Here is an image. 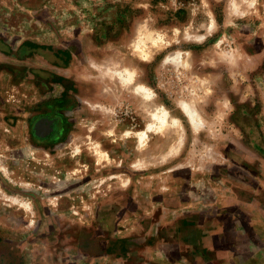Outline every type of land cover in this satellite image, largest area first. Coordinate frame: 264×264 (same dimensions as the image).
I'll list each match as a JSON object with an SVG mask.
<instances>
[{
	"label": "rangeland",
	"instance_id": "374dc122",
	"mask_svg": "<svg viewBox=\"0 0 264 264\" xmlns=\"http://www.w3.org/2000/svg\"><path fill=\"white\" fill-rule=\"evenodd\" d=\"M47 23L67 41L35 46L10 27ZM61 50L71 58L54 61ZM163 109L167 125L139 141ZM40 117L54 131L38 138ZM262 195L264 0H0L3 264H91L122 216L152 234L164 197L197 205L215 257L220 219L258 213Z\"/></svg>",
	"mask_w": 264,
	"mask_h": 264
},
{
	"label": "crops",
	"instance_id": "0c3cea01",
	"mask_svg": "<svg viewBox=\"0 0 264 264\" xmlns=\"http://www.w3.org/2000/svg\"><path fill=\"white\" fill-rule=\"evenodd\" d=\"M17 11L20 12L18 9L11 8L6 14L20 16ZM25 12H28L26 14L29 15L33 14L30 10ZM29 25L33 24L29 22L25 26L32 29ZM10 27L13 34L21 35L35 46L57 47L67 41L65 40L67 36L60 37L58 34L59 27L49 23L39 25V28L44 32L41 35H37L35 32L20 33L14 26ZM17 27L21 28V25H17ZM70 28L72 29L67 30L73 35V32L77 30V26L73 25ZM82 31L83 29H80V32ZM30 33L35 35V39L29 36ZM24 34L27 35L24 36ZM61 51L53 55L54 61L59 62L61 57L66 56L71 58V53ZM180 188H182L181 185ZM258 203V213H255L256 210L250 211L246 215L247 219L243 215L225 216L223 221L222 218L220 219L221 225L226 224L227 228L229 223L230 227L228 231L225 229V233L224 230H220V245L214 248L218 252L217 256L213 257L211 256L213 249L211 245L213 239L217 237L209 227L211 222L207 221L206 224L204 221L205 231L202 234H200L201 232L198 233L197 205L192 204L190 200L185 202L181 199L170 203L164 197L161 199V204L156 207L157 209L160 207L161 210L157 211V225L155 231L152 234L150 233L151 235L147 234V230L139 235L135 232L138 229L141 230V228H137L138 223H133L129 216H122L115 222L110 233H113L114 237L111 238H113L114 243L112 248L108 249L107 257L103 256L105 254H99L101 256H94L93 254L91 264H264V198ZM220 207L226 210L236 208V210L244 211L245 209L243 201L228 198L221 201ZM200 208H211V204H204ZM158 218L160 219L158 220ZM149 219L151 220L152 216ZM118 230L119 233H117ZM200 245H203V247L199 248ZM197 254L205 255L202 256L203 259L196 260ZM0 264H3L1 259Z\"/></svg>",
	"mask_w": 264,
	"mask_h": 264
},
{
	"label": "bare ground",
	"instance_id": "6f19581e",
	"mask_svg": "<svg viewBox=\"0 0 264 264\" xmlns=\"http://www.w3.org/2000/svg\"><path fill=\"white\" fill-rule=\"evenodd\" d=\"M122 81H124V82H126L127 80H129V77L128 78H126L124 75H123V77H122V79H121ZM124 84V83H123ZM139 87V86H138ZM139 90H141V91H145L146 89H144L143 87H139ZM146 95H149V94H147V93H145ZM150 96V95H149ZM186 109V108H185ZM161 110V109H160ZM158 112V111H157ZM186 114L188 115V117L190 118L189 119V121L193 124V125H196V123H198V121H196V118H195V116H194V111H191V110H189V111H187L186 110ZM152 118L155 120V126H153L152 124H150V123H148V125L146 126V129L145 130H143V131H140V132H138L137 133V136H138V138H139V141H141L142 143H143V141L146 139V137H147V132L148 131H151V129L153 128V127H155L156 128V130L157 131H159V130H161V128H163V127H165L166 125H167V123H168V118H169V115H168V112L166 111V110H162V111H160L159 113H152ZM173 122H175V120L173 119ZM172 122V123H173ZM171 123V124H172ZM156 131V132H157ZM136 135V134H135ZM103 155V154H102ZM103 157V156H102ZM131 165H133V164H131ZM27 203V202H26ZM28 207V206H27Z\"/></svg>",
	"mask_w": 264,
	"mask_h": 264
},
{
	"label": "water",
	"instance_id": "95a60500",
	"mask_svg": "<svg viewBox=\"0 0 264 264\" xmlns=\"http://www.w3.org/2000/svg\"><path fill=\"white\" fill-rule=\"evenodd\" d=\"M50 124L51 122L46 120V119H39L37 121V123L35 124V127L33 128V130L35 131V135L38 137H44L46 135L49 134V132L51 131L50 129ZM42 127L41 129H43V133L39 134L37 129Z\"/></svg>",
	"mask_w": 264,
	"mask_h": 264
},
{
	"label": "flooded vegetation",
	"instance_id": "af4514ba",
	"mask_svg": "<svg viewBox=\"0 0 264 264\" xmlns=\"http://www.w3.org/2000/svg\"><path fill=\"white\" fill-rule=\"evenodd\" d=\"M39 119H43V118L40 117V118L34 119V121L31 123V128H32V129L35 127V124L37 123V121H38ZM53 123H54V122H53ZM51 127H52V131L49 132V133H52V132L54 131L53 124H51ZM32 131H33V133L35 134V131H34V130H32ZM37 131H38L39 134L43 133V129H39V128H38ZM35 137H38V136L35 135ZM38 138H41V137H38Z\"/></svg>",
	"mask_w": 264,
	"mask_h": 264
}]
</instances>
